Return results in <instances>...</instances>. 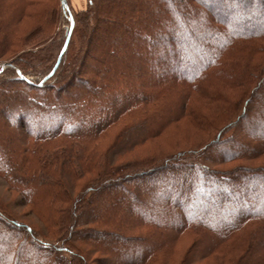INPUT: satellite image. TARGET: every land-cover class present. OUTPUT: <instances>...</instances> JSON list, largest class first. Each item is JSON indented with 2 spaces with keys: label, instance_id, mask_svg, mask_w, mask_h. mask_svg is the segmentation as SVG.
<instances>
[{
  "label": "trees",
  "instance_id": "obj_1",
  "mask_svg": "<svg viewBox=\"0 0 264 264\" xmlns=\"http://www.w3.org/2000/svg\"><path fill=\"white\" fill-rule=\"evenodd\" d=\"M57 4L0 7V264H264V0H89L36 82Z\"/></svg>",
  "mask_w": 264,
  "mask_h": 264
},
{
  "label": "rangeland",
  "instance_id": "obj_2",
  "mask_svg": "<svg viewBox=\"0 0 264 264\" xmlns=\"http://www.w3.org/2000/svg\"><path fill=\"white\" fill-rule=\"evenodd\" d=\"M27 1L28 3L30 1L33 4L27 6ZM66 1H67V8L63 6L65 8L64 19L61 18V20L57 22V24H54L52 28L50 29V32L46 35L48 37H51L52 39L45 44L43 50L41 51V55L44 59L34 64L32 67H29L26 69V76H28L30 79L36 82L43 76L44 72L47 71V68L49 69V67L51 66L54 60V56L58 52V49L61 45L64 35H67L68 32L72 30L73 25L71 24V20L73 18L69 14L68 9H70L74 14H78L79 12L85 11L88 8L89 0H66ZM45 2H46V5L44 4ZM14 5L16 7L17 5H20L19 7L21 6L24 7L25 8L24 10H26L25 11L26 13L28 11H34V9H37L38 8L37 5L39 6V8L41 7V5L43 7L45 5L47 8L50 7V9L54 7L58 8L57 0H0V7L3 10H8L9 7L12 8ZM24 21H27V19H25ZM17 25L18 23L15 25V28L17 27ZM18 69H19L18 67L17 68L11 67L10 64L6 62V60H0V73L1 72L5 73V74H0V79H5L7 77H10V75H15L16 77H18L20 74V76H22V73L18 71ZM9 115L12 118L13 116H15V112L13 111L9 113ZM185 134H193L192 129L189 128L188 125L180 126V127L178 126L175 129L170 130V132H167L162 138L158 140H154L151 143H149V145L143 148L139 152V154L141 155L145 154L147 152H150V150L167 151L168 149H171L172 145H173L172 148L180 147L183 145V141L181 139H182V136L184 138ZM60 143H61L60 140L53 141L49 143V145H47L46 148L49 150L55 149V147H57ZM174 145H178V146H174ZM92 152L94 151L92 150ZM139 154H135L134 156H139ZM258 163H260V161L253 162L252 164L256 165ZM227 166H231V164H228ZM3 190L4 188L0 186V193L1 192L3 193ZM16 195L17 194H14L13 197L14 198L17 197ZM25 209L28 210V207ZM20 210L23 211L22 209ZM22 217L28 223L32 222L38 229L41 228L42 221H40L39 219L40 215L38 214L31 215V216L27 215V217L26 215L25 216L22 215ZM201 264H215V262L214 260H210V261H207V263L204 262Z\"/></svg>",
  "mask_w": 264,
  "mask_h": 264
},
{
  "label": "water",
  "instance_id": "obj_3",
  "mask_svg": "<svg viewBox=\"0 0 264 264\" xmlns=\"http://www.w3.org/2000/svg\"><path fill=\"white\" fill-rule=\"evenodd\" d=\"M62 4H63V6L65 8H67V1L66 0H62ZM71 24L72 25L74 24V20L73 19L71 20ZM70 35H71V30L68 32V37L66 39V42L64 44V47H63L60 55H59V58H58V61H57V64H56L55 68L58 66V64H59V62H60V60H61V58H62V56H63V54H64V52H65V50L67 48V46H68V41H69ZM53 72H54V69H53V71L50 74H52Z\"/></svg>",
  "mask_w": 264,
  "mask_h": 264
}]
</instances>
